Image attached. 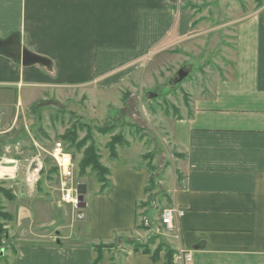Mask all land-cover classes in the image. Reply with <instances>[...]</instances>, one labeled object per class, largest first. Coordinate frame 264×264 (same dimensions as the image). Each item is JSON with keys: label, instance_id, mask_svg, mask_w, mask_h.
I'll use <instances>...</instances> for the list:
<instances>
[{"label": "crops", "instance_id": "obj_1", "mask_svg": "<svg viewBox=\"0 0 264 264\" xmlns=\"http://www.w3.org/2000/svg\"><path fill=\"white\" fill-rule=\"evenodd\" d=\"M242 1L247 13L235 22L232 59L217 75L200 74L203 83L172 121L171 138L181 155L164 206L184 211L174 219L175 230L158 220L155 197L153 216L138 207L148 197L145 167L114 164L108 166L109 185L95 194L101 200L94 224L77 234L90 241L65 243L75 233H57L62 227L48 215L47 204L68 203L54 198V175L43 176L44 159L35 160L50 149L32 132L17 129L20 110L36 92L88 86L104 91L132 81L146 58L173 53L197 34L195 13L207 1L0 0V38L18 32L22 45L50 64L25 66L0 53V89L32 88L18 95L12 114L0 109V181L15 196L7 199L15 217L6 226L13 238L5 252L11 264H95L99 255L96 264H166L164 250L153 259L124 241H145L155 228H163L162 238L175 253L193 250L190 264H264V1ZM13 129L11 138L20 139L9 143L4 135ZM28 135L32 142L24 139ZM146 213L149 230L140 228Z\"/></svg>", "mask_w": 264, "mask_h": 264}, {"label": "rangeland", "instance_id": "obj_2", "mask_svg": "<svg viewBox=\"0 0 264 264\" xmlns=\"http://www.w3.org/2000/svg\"><path fill=\"white\" fill-rule=\"evenodd\" d=\"M206 1L207 3L195 13L199 21L196 27L197 34L173 48V53H161L146 58L143 61V71L139 72L132 81L123 82L116 88L104 91L88 86L82 89H64L45 95L36 92L32 96L36 99L20 110L22 115L17 121V129L25 128L32 132L33 137L42 142L47 149H51L56 141H63L75 153H73L76 164L74 180L87 184L85 200L88 207L79 210L74 209L71 204H62L60 207L55 202L47 204L48 215L53 216L54 221L62 227L57 231L64 236L75 233V237L66 238L65 243L90 241L91 237L77 234L88 232V228L94 224L95 206L101 200L96 198L95 194L99 193L102 185L97 173L91 168H87L84 175H79V162L83 151H75L69 142L62 139L61 136L66 135L68 130L72 132L78 128L75 134L76 142L90 135L91 139L84 146H95L100 162L107 168L114 164L134 165L135 168L145 167L148 174L147 185L151 176L156 183L146 197L152 194V199L155 197L158 201V208L155 210L158 220L163 209L168 207L164 206L167 201L166 196L178 179L180 159L171 138L173 118L183 111V103L188 100V94L194 93L196 86L203 83L202 75L204 78L217 75L219 68H223L224 62L232 59L235 22L247 13L246 8L239 7L242 0ZM180 69L187 70L188 75L177 85L170 84V79L175 77ZM31 89L28 86L20 90L0 89V109H5L8 115L12 114L18 95H26ZM105 125L114 128L104 134L100 132V128ZM119 134L122 140L114 143L113 149L116 152L114 156L109 143L114 135ZM24 139L32 142L31 135ZM72 139L75 141V137ZM39 147V150L44 152L43 148ZM21 154L26 155L25 152ZM41 156L44 159L46 155L41 153ZM149 164H152L153 170L150 169ZM51 181L49 189L54 193V198L60 196V201L62 193L59 174L54 175ZM1 198L4 210L11 213L12 202L5 196ZM155 203L152 204L153 210ZM81 210L84 216L79 213ZM152 214L153 211L150 209L148 215L151 217ZM145 215L147 213L140 216L141 222L143 218L149 217ZM12 221H4L5 226ZM154 233L163 235L162 231L154 230ZM0 240L2 241L0 251L4 248V254L0 256V264H11L10 254H5L6 246L8 247L13 240L8 228L7 232L1 234ZM27 240L40 239L30 237ZM116 240L119 238L117 237Z\"/></svg>", "mask_w": 264, "mask_h": 264}, {"label": "trees", "instance_id": "obj_3", "mask_svg": "<svg viewBox=\"0 0 264 264\" xmlns=\"http://www.w3.org/2000/svg\"><path fill=\"white\" fill-rule=\"evenodd\" d=\"M114 128V126H107L100 128V132L106 134L109 131H111ZM76 129L75 128L72 132L70 130L67 131L66 135H62V139L69 142V145H72L75 151H83V156L79 162V175H84L86 173L87 168H91L94 172L97 173L98 175V180L102 183V188H106L109 185V181L107 178V175L109 174V168L105 167L101 162L99 155L97 153V148L93 145L89 147H85V143L91 139L90 135H87L85 138L80 140L79 142H76ZM16 129H13L11 132L5 134V138L8 140L9 143L11 142H16V140L20 139L19 136H12V134L15 133ZM22 133L27 134V130L23 129ZM75 137V141L74 138ZM122 140V136L119 135H114L112 137L111 142L109 143V146L112 148V153L114 156H116V152H114V143L119 142ZM67 149L72 152L68 146H66ZM84 149V150H83ZM75 154V153H74ZM181 155V154H178ZM149 167L151 170L154 169L152 164H149ZM43 176L46 178L51 179L52 175H55L58 173V169L55 164L52 162V158L49 155H46L44 158V168L41 170ZM156 183L154 180V177L151 176L149 178V184L145 188V193L148 194L153 187H155ZM150 196L147 197L146 200L141 201L139 203V208H146L144 212H148L151 208V203H152V194H149ZM2 196H5L9 200H14L15 196L13 195L11 189L5 187L3 185V182L0 181V239H1V234L3 232H7L6 228V221H12L15 219L14 215L6 210H4L3 204H2ZM5 221V222H4ZM140 228H144L149 230L150 227L145 226L143 222L140 224ZM128 243L132 244L135 249H142L143 252L147 254H151V257L153 259H157L159 256V253L161 251H165V261L166 264H176L174 262V254L175 250L170 247L164 238H162L161 235L155 234L154 232H151L149 234V237L144 241L141 239H129L127 241ZM4 243V242H3ZM0 245H2V241L0 240ZM152 245H156L155 249L152 248ZM107 246H112V245H102L100 244L99 247H107ZM100 259V255L95 259V264L97 261Z\"/></svg>", "mask_w": 264, "mask_h": 264}, {"label": "built area", "instance_id": "obj_4", "mask_svg": "<svg viewBox=\"0 0 264 264\" xmlns=\"http://www.w3.org/2000/svg\"><path fill=\"white\" fill-rule=\"evenodd\" d=\"M6 149L8 150L9 148L7 147ZM46 153L53 159L58 169L60 191L62 193L61 202L71 204L74 209H79L77 193V185L79 182L74 180L76 169L74 155L67 149L63 141H56L53 147L46 151ZM40 158L41 154H37L35 157L36 162H39V164L41 160ZM79 213L81 214V212ZM183 214L184 211L176 206L166 207L163 209L161 215V224L164 225L168 231H174V219L177 216H182ZM79 216L82 217V215ZM143 224L151 227L152 222L148 218H143ZM154 230L160 232L161 228H155ZM192 259V249L180 247L174 254V261L176 264H190Z\"/></svg>", "mask_w": 264, "mask_h": 264}, {"label": "water", "instance_id": "obj_5", "mask_svg": "<svg viewBox=\"0 0 264 264\" xmlns=\"http://www.w3.org/2000/svg\"><path fill=\"white\" fill-rule=\"evenodd\" d=\"M0 53H3L11 57L15 62L21 63L22 65H31L34 63H41L44 65H50L48 60L44 57L33 54L30 50L25 48L21 42V36L18 32L10 34L6 38H0ZM188 75V71L180 69L177 71V75L170 79V84L177 85ZM75 157V156H74ZM88 188L85 182H80L77 185L78 193V207L85 208L88 203L85 200ZM57 233H59L57 231ZM59 242V241H58ZM4 254V250L1 249L0 256Z\"/></svg>", "mask_w": 264, "mask_h": 264}, {"label": "bare ground", "instance_id": "obj_6", "mask_svg": "<svg viewBox=\"0 0 264 264\" xmlns=\"http://www.w3.org/2000/svg\"><path fill=\"white\" fill-rule=\"evenodd\" d=\"M2 169H3V168H2ZM0 170H1V167H0ZM5 170H7V168H6Z\"/></svg>", "mask_w": 264, "mask_h": 264}]
</instances>
